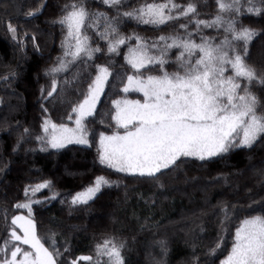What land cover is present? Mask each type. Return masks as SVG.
<instances>
[{
	"label": "trees",
	"instance_id": "16d2710c",
	"mask_svg": "<svg viewBox=\"0 0 264 264\" xmlns=\"http://www.w3.org/2000/svg\"><path fill=\"white\" fill-rule=\"evenodd\" d=\"M167 2L120 0L109 6L104 0H0V248L8 241L12 218L28 215L27 208L17 205L31 202L37 236L56 264H108L97 251L105 241L119 248L123 264H221L241 221L264 215V135L249 146L230 147L204 160L180 157L152 177L118 172L100 162L99 135L124 131L113 120L114 100L143 98L140 92L123 91L128 76L135 74L126 61L128 50L142 43L149 55L159 57L172 38L182 41L191 33L197 44L201 37L220 44L227 35L223 28L198 30L195 24L217 16V0H172L179 7L160 25L124 15ZM253 3L262 9L260 15L245 10L248 0H241L240 14L221 15L225 20L235 16L238 29L257 33L247 49L243 42L236 48L256 73L250 85L241 83L258 98L257 115H264V0ZM73 4L88 13L83 35L93 51L91 58L82 55L71 62L64 56L67 29L58 21ZM189 4L195 13L181 15ZM121 38L125 43L110 52L109 45ZM181 51L167 50L164 67L169 73L183 71L177 62ZM61 59L69 61L66 70L52 74ZM100 67L109 75L93 115L85 121L90 143L48 148L45 120L71 125L72 108L84 99ZM141 73L143 78L162 74L158 65H148ZM53 80L56 91L49 96ZM99 176L109 183L86 203L73 204V195ZM42 182L48 187L33 194L31 189ZM5 258L0 253V261Z\"/></svg>",
	"mask_w": 264,
	"mask_h": 264
},
{
	"label": "snow or ice",
	"instance_id": "6c2138e0",
	"mask_svg": "<svg viewBox=\"0 0 264 264\" xmlns=\"http://www.w3.org/2000/svg\"><path fill=\"white\" fill-rule=\"evenodd\" d=\"M119 2L104 0L109 6ZM248 4L245 9L248 13L261 14L262 9L257 8L253 0H248ZM217 5L218 14L213 20H196L195 24L198 30L201 26L223 28L227 35L220 44H213L207 37H201V43L197 44L190 39L189 33V38L182 41L172 38V43L165 45L159 57L149 55L147 46L142 43L128 50L126 61L135 74L128 76V84L123 91L142 93L143 102H114L116 114L113 120L118 128L125 131L122 135L118 132L100 134L99 159L102 164L118 172L152 177L162 169L175 165L180 157L204 160L227 152L230 147L249 146L264 135V115H257L259 101L248 86L256 79V73L245 63L236 48L239 42H243L247 49L257 33L248 27L238 29L235 16L225 20L221 15L240 14L241 0H217ZM177 7L172 0H168L163 4L144 5L136 12H126L124 15L145 24L160 25L173 18L170 13ZM165 9L169 15L165 14ZM195 11V6L189 4L181 15L188 16ZM87 17L88 13L83 7L73 4L71 10L58 21L67 29L64 56L71 57V62L82 55L91 58L93 50L88 47V37L83 35ZM9 30L13 33L16 31L11 25ZM160 39L163 41L166 38ZM124 43V38L117 40L115 44L109 45V51L115 52ZM174 47L182 49L177 62L183 71L169 73L164 67L169 63L165 57L167 50ZM68 63L61 59L59 65L51 69V73L66 70ZM148 65H158L162 74L143 78L141 69ZM226 66L231 69L232 75H225ZM108 75V69L100 67L84 99L72 108L68 118L72 120L74 114V128L45 120L43 130L51 148L88 143L85 121L93 115ZM242 80H246L248 85H242ZM260 83L264 84V80H260ZM55 91L56 83L53 80L52 91L48 95L52 96ZM108 183L104 177H97L94 186L78 193L72 203H86L102 185ZM45 187L48 184H40L31 191L35 194ZM28 191L25 190V195ZM17 207L28 209V218L16 216L12 219V225L19 228L23 235L17 234L15 228L10 232V239L4 242V248H0V253L6 257L0 264H56L54 254L37 236L35 224L30 218L31 202L18 204ZM9 244L10 259L7 258ZM20 245H27L30 250H24ZM219 247L220 244H217L212 249L213 254ZM97 251L100 255H107L108 264H123L119 248L111 241H105L102 246H98ZM221 264H264V215L250 216L241 221L231 250Z\"/></svg>",
	"mask_w": 264,
	"mask_h": 264
},
{
	"label": "rangeland",
	"instance_id": "374dc122",
	"mask_svg": "<svg viewBox=\"0 0 264 264\" xmlns=\"http://www.w3.org/2000/svg\"><path fill=\"white\" fill-rule=\"evenodd\" d=\"M226 68H227V66H226ZM227 72H232L231 71V69L230 68H227V70H226V72H225V75L226 76H230L229 74H227ZM97 75H98V73H97ZM96 75V76H97ZM128 84V79H127V81H126V83H125V85H124V87L126 86ZM142 94V93H141ZM123 100H139V99H135V98H127V97H124V98H117V99H115L114 100V102L115 101H123ZM139 101H141V102H143V98L142 99H140ZM98 102V101H97ZM114 107H115V105H114ZM116 114V107H115V112H114V115ZM75 119V118H74ZM44 126V125H43ZM66 126H68L69 128H74L75 127V123H74V120H73V123L71 124V125H66ZM44 131V130H43ZM125 131V130H124ZM124 131H122V132H118L119 134H124ZM114 133V132H113ZM113 133H103V134H105V135H112ZM99 137H100V135H99ZM99 137H98V141H97V147H98V150H99ZM87 139H88V143L87 144H82V145H88L89 143H90V140H89V138H88V135H87ZM47 141V140H46ZM237 143H238V141H237ZM78 144V143H77ZM46 145H47V147L48 148H51L49 145H48V143H46ZM105 165V164H104ZM113 169V168H112ZM123 173H125V174H131V173H126V172H123ZM100 177V176H99ZM96 180V179H95ZM46 182H42V183H38L37 185H40V184H45ZM94 183H95V181L91 184V185H89L87 188H85L84 190H82V191H80V192H77V193H75L74 195H73V197H72V200H73V198L78 194V193H83V192H86V190L88 189V188H90V187H93L94 186ZM37 185H35L34 186V188L37 186ZM33 188V189H34ZM43 189V188H42ZM41 190V189H40ZM97 193V192H96ZM16 216H24V217H26V218H28V215H26V214H23V213H18V214H16L14 217H16ZM31 218V217H30ZM13 219V218H12ZM239 227V226H238ZM237 227V228H238ZM15 228V231L17 232V234H19V235H23V233L20 231V229L19 228H16L14 225H13V228L11 229V231L13 230ZM10 231V232H11ZM236 232V231H235ZM235 236V235H234ZM10 239V236H9V238H8V240ZM16 243H19V242H16ZM10 245V244H9ZM20 247L21 248H23L24 250H30L29 249V247L27 246V245H20ZM227 257V256H226ZM225 257V258H226ZM7 258L8 259H10L11 258V245H10V248L8 249V251H7ZM18 259L20 258L19 257V254H18V257H17ZM105 258H106V260L108 261V257H107V255H105ZM224 258V259H225ZM223 259V260H224Z\"/></svg>",
	"mask_w": 264,
	"mask_h": 264
}]
</instances>
